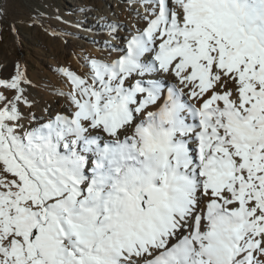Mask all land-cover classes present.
<instances>
[{
    "label": "snow or ice",
    "instance_id": "6c2138e0",
    "mask_svg": "<svg viewBox=\"0 0 264 264\" xmlns=\"http://www.w3.org/2000/svg\"><path fill=\"white\" fill-rule=\"evenodd\" d=\"M148 3L70 114L0 78V264H264V0Z\"/></svg>",
    "mask_w": 264,
    "mask_h": 264
},
{
    "label": "rangeland",
    "instance_id": "374dc122",
    "mask_svg": "<svg viewBox=\"0 0 264 264\" xmlns=\"http://www.w3.org/2000/svg\"><path fill=\"white\" fill-rule=\"evenodd\" d=\"M143 3L151 7L148 0H0V64L15 62L13 72H0V78L14 75L17 64L25 69L31 81L25 85L31 106L21 105L25 125L70 114L73 106L60 93L72 86L61 70L87 76L91 59L117 58L119 47L126 45V29L147 22L148 15L136 16L133 9ZM99 13L107 17L105 22ZM110 19L121 25L113 28Z\"/></svg>",
    "mask_w": 264,
    "mask_h": 264
},
{
    "label": "bare ground",
    "instance_id": "6f19581e",
    "mask_svg": "<svg viewBox=\"0 0 264 264\" xmlns=\"http://www.w3.org/2000/svg\"><path fill=\"white\" fill-rule=\"evenodd\" d=\"M142 5H144V6H142L141 9H138L137 10L136 9V4H134L133 9L136 12L135 13L136 16H139V15L140 16H146V15H148V8L149 7L146 6L147 5L146 3H143ZM98 15L101 17L100 19H102V22H105L106 21L107 17H105L103 15V13H99ZM98 24H100V22H98ZM108 24H110V25L112 24L113 25V28H115L116 25H121V22L119 20H117V19H110V23L108 22ZM136 30L137 29H135L133 27H130L129 29H126L124 36L130 37L132 34L135 33ZM128 31L130 33H128ZM111 45H115L116 46L117 43L114 42V41H112V44ZM6 63L7 64H0V72H2V73H7V72L12 73L13 72V69H14V65H15L14 59H11L10 61H8ZM168 80H169L170 83H176V81L173 78H171V77H169Z\"/></svg>",
    "mask_w": 264,
    "mask_h": 264
}]
</instances>
